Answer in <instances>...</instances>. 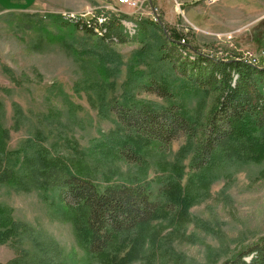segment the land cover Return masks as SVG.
<instances>
[{
	"label": "rangeland",
	"instance_id": "rangeland-1",
	"mask_svg": "<svg viewBox=\"0 0 264 264\" xmlns=\"http://www.w3.org/2000/svg\"><path fill=\"white\" fill-rule=\"evenodd\" d=\"M52 1L59 6L0 14V125L8 132L6 150L17 151L13 156L21 160L38 149L71 171L81 154L85 176L100 184L105 176L151 183L153 198L165 207L139 230L137 245L114 264H220L263 236L264 159H232L207 170L185 187L183 208L166 198L164 183L178 168H183L182 185L193 172L184 137L151 151L141 165L101 156L102 135L120 131L110 104L121 98L127 66L140 48L133 41L137 24L133 32L123 31L122 41L103 49L80 30L75 38L61 35L49 15L104 12L111 17L117 12L126 15L124 21L161 19L180 30L188 44L223 57L227 51L264 47V0H144L137 10L117 0ZM100 55H105L103 63ZM147 62L158 70L153 58ZM148 65L137 68L147 70ZM136 97L161 101L142 93ZM183 102L194 109L195 97ZM0 205L21 225L18 234L0 243V264H99L86 255L71 220L60 215L51 190L43 194L34 184L16 189L0 183Z\"/></svg>",
	"mask_w": 264,
	"mask_h": 264
},
{
	"label": "trees",
	"instance_id": "trees-1",
	"mask_svg": "<svg viewBox=\"0 0 264 264\" xmlns=\"http://www.w3.org/2000/svg\"><path fill=\"white\" fill-rule=\"evenodd\" d=\"M49 17L63 31L61 35L75 38L80 30L103 49L123 40L119 18L125 14L109 17L98 27L100 35L91 23H69L54 12ZM133 41L140 48L127 66L121 98L110 104L120 131L102 135L103 158L141 165L151 151L166 149L184 137L185 148H191L193 172L182 185L183 168H178L164 183L166 198L180 202L183 208L187 207L185 187L200 181L207 170L232 159H264V66L246 62L239 52L227 51L223 57L206 54L188 44L180 30L151 17L137 21ZM149 58L158 70L148 65ZM142 63L148 65L147 70L137 68ZM103 71L107 77V69ZM134 90L136 95H152L161 101L137 98ZM194 97V109L187 108L183 99ZM7 137L0 125V183L16 189L34 184L43 194L51 190L60 215L71 220L86 255L99 264H114L123 258V252L137 245L139 230L161 214L163 203L153 198L149 181L117 182L105 176V184H100L85 176L81 154L73 159L76 171L38 149L20 160L13 156L17 151L6 150ZM20 227L10 209L0 205V243L18 234ZM220 264H264V235Z\"/></svg>",
	"mask_w": 264,
	"mask_h": 264
},
{
	"label": "built area",
	"instance_id": "built-area-1",
	"mask_svg": "<svg viewBox=\"0 0 264 264\" xmlns=\"http://www.w3.org/2000/svg\"><path fill=\"white\" fill-rule=\"evenodd\" d=\"M209 2H215V0H208ZM144 0H117V4H121L123 6H126L128 8H131L132 10H137L138 8L141 7L143 4ZM115 7V4L114 6ZM112 9V8H111ZM113 10V9H112ZM113 11L116 12L114 9ZM117 11H119L117 9ZM56 13V12H54ZM60 17L69 22V23H78V22H84V23H91L94 25V32L97 35L101 34V31L99 30V26L106 22L108 20V16L104 12H100L99 14H93L91 12L87 13H75V12H70V11H60L58 12ZM89 13V14H88ZM121 13V12H119ZM128 14L127 12H123ZM154 14V13H151ZM116 16H120L116 12ZM125 18V17H124ZM123 17L119 18V22L122 25V33L126 32V30L133 32L135 30L137 21L139 20L138 18H134V20L130 21H124ZM124 26V27H123ZM126 27V29H125ZM183 41V39H182ZM240 58H243L246 62H249L253 65H257L258 67H263L264 66V47H261L257 52H242L240 53Z\"/></svg>",
	"mask_w": 264,
	"mask_h": 264
},
{
	"label": "crops",
	"instance_id": "crops-1",
	"mask_svg": "<svg viewBox=\"0 0 264 264\" xmlns=\"http://www.w3.org/2000/svg\"><path fill=\"white\" fill-rule=\"evenodd\" d=\"M57 3L50 0H0V14L8 11H44L45 8L58 7ZM52 11V10H49Z\"/></svg>",
	"mask_w": 264,
	"mask_h": 264
}]
</instances>
